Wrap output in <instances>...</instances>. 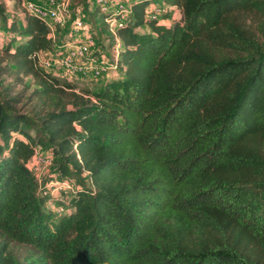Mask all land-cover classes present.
Wrapping results in <instances>:
<instances>
[{"label": "trees", "instance_id": "trees-1", "mask_svg": "<svg viewBox=\"0 0 264 264\" xmlns=\"http://www.w3.org/2000/svg\"><path fill=\"white\" fill-rule=\"evenodd\" d=\"M127 5L115 37L94 9L122 75L91 91L39 68L67 42L0 0L19 39L0 47V264H264V0ZM42 136L46 179L79 185L61 215L27 166Z\"/></svg>", "mask_w": 264, "mask_h": 264}, {"label": "built area", "instance_id": "built-area-1", "mask_svg": "<svg viewBox=\"0 0 264 264\" xmlns=\"http://www.w3.org/2000/svg\"><path fill=\"white\" fill-rule=\"evenodd\" d=\"M70 2L71 0H45L44 3L26 2L23 8L25 14L47 24L52 38L56 27H62L67 22H69V37H73L86 32L88 28L82 17L77 15L70 20V15H66ZM88 4L94 5L101 14L110 15L105 23L108 32L114 37L116 30L123 27L127 16L130 14L129 7L124 0H88ZM162 6L164 8L160 6L157 8L158 10H150L148 17L158 19L159 13H163L165 9L171 10L163 3ZM123 14H126V17ZM115 44L110 49V56H108L94 39L87 37L83 42L75 39L72 42L68 41L63 46L66 52L60 57L54 60L41 61V64L44 68L66 67L74 73L99 79L104 74L118 71L119 51L117 46L119 40L117 38H115ZM40 55L41 52L37 54L38 62L41 60ZM74 60H81L80 65H73ZM27 166L38 182L39 193L46 202L45 207L57 215L63 214L64 206L75 193L69 187V180H59L53 177L46 179L51 176L54 169V158L50 154L36 149Z\"/></svg>", "mask_w": 264, "mask_h": 264}, {"label": "rangeland", "instance_id": "rangeland-1", "mask_svg": "<svg viewBox=\"0 0 264 264\" xmlns=\"http://www.w3.org/2000/svg\"><path fill=\"white\" fill-rule=\"evenodd\" d=\"M44 1L45 0H20V4L15 5V6H14V1L4 0V3H5V9L10 15L15 16L19 20H22L23 15L25 13L23 6L26 2L44 3ZM128 1L129 0H124V2H126V3ZM78 2H79L78 0H71L69 6L67 8L66 15L67 14L70 15V20L77 15L82 17L83 20L87 24V28H88L87 31L84 33H81L77 36L69 37V26H68L69 22H67L62 27H56V29L54 30V33H53L54 41L56 43L60 42L61 44H63L65 42H68V41L72 42L73 40L77 39L79 42H83V41H85V39L87 37H90V38L94 39L95 42H97L98 46H100V48L103 49L108 56H110V49L111 48L109 47V44H108V39L106 37L107 34L104 32V29L102 28L101 22L97 21L95 19L96 16L94 15V9H95L94 5H89V6H87L86 9H84V6H80ZM160 6H161V8H164L162 6V3L159 1L152 4L150 9L146 10V15H149L150 10H152V9L158 10L157 8L158 7L160 8ZM171 10L174 11L172 14V18L178 19L179 18V12L176 9H171ZM123 15H124V17H126V14H123ZM163 22L165 24L169 23L168 21H163ZM256 24H258V22L255 21V22H253L252 26L255 27ZM7 28L8 27H6V28L2 27V24L0 22V47L1 48H3L6 45V43L9 42L13 37H16L17 40H19L18 36H12L8 32ZM144 30H146V29L144 28ZM141 32H143V31L141 30ZM256 34H257V36H259L260 39L264 38V36L262 35V33L258 29H257ZM64 52H66L65 48L60 49L57 46L50 51L41 52V55H40L41 60H40V62H38V67L41 68L47 74L54 76L61 81L71 83L72 85L75 86V88L77 90H91L92 91L95 89V87L98 84L110 82V81L116 80L120 77L121 73L119 71H117V72H112L109 74H104L99 79H93L89 75H81L79 73H74L66 67L44 68L43 65L41 64V61L54 60V59L60 57ZM80 63H81V60H74L72 62L73 65H80ZM23 86L28 88L27 95L33 89H35V85L32 83V80H30L29 78L24 80ZM21 89H22V85L18 86L16 91L21 90ZM24 112H26V114L28 113L26 109L24 110ZM29 116L31 117L30 114H29ZM27 130L32 136L35 135L34 130H31L30 128L29 129L27 128ZM41 138L44 141V145H41L39 147V150L46 153L47 152V151H45L46 141H45V138L43 136ZM84 176H85V174L82 177L84 178ZM68 184H69V187L74 191V193L79 188V185L74 181H69ZM14 251L18 256H21L23 254V250L20 249L19 247H14Z\"/></svg>", "mask_w": 264, "mask_h": 264}, {"label": "crops", "instance_id": "crops-1", "mask_svg": "<svg viewBox=\"0 0 264 264\" xmlns=\"http://www.w3.org/2000/svg\"><path fill=\"white\" fill-rule=\"evenodd\" d=\"M122 73V72H121ZM122 74H120V76H121Z\"/></svg>", "mask_w": 264, "mask_h": 264}]
</instances>
